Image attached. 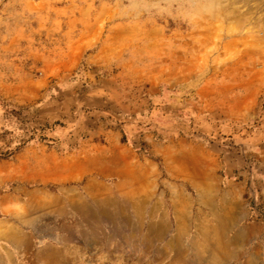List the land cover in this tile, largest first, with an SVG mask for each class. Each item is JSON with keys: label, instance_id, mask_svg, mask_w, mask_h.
<instances>
[{"label": "rangeland", "instance_id": "rangeland-1", "mask_svg": "<svg viewBox=\"0 0 264 264\" xmlns=\"http://www.w3.org/2000/svg\"><path fill=\"white\" fill-rule=\"evenodd\" d=\"M0 264H264V0H0Z\"/></svg>", "mask_w": 264, "mask_h": 264}]
</instances>
